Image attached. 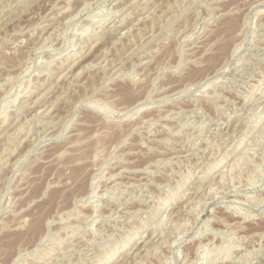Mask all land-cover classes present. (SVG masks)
Segmentation results:
<instances>
[{
  "label": "rangeland",
  "instance_id": "obj_1",
  "mask_svg": "<svg viewBox=\"0 0 264 264\" xmlns=\"http://www.w3.org/2000/svg\"><path fill=\"white\" fill-rule=\"evenodd\" d=\"M0 264H264V0H0Z\"/></svg>",
  "mask_w": 264,
  "mask_h": 264
},
{
  "label": "bare ground",
  "instance_id": "obj_2",
  "mask_svg": "<svg viewBox=\"0 0 264 264\" xmlns=\"http://www.w3.org/2000/svg\"><path fill=\"white\" fill-rule=\"evenodd\" d=\"M233 21H234V20H233ZM233 21H232V22H233ZM234 23H235V22H234ZM228 31H230V30H228ZM225 33H228V32H225ZM229 33H231V32H229ZM220 34H221V33H220ZM220 34H219V35H220ZM227 35H228V34H227ZM230 35H231V34H230ZM232 35H233V34H232ZM226 40H227V39H226ZM224 41H225V40H224ZM222 43H223V42H222ZM222 43H221V44H222ZM226 43H227V41H226ZM226 43H225V44H226ZM207 45H208V43H207ZM226 45H227V44H226ZM205 46H206V45H205ZM222 47H224V46H222ZM217 49H219V48H217ZM220 54H221V53H220ZM224 54H225V53H224ZM214 55H217V54H214ZM214 55H213V56H214ZM221 55H222V54H221ZM205 56H206V55H205ZM220 57H221V56H220ZM214 58H215V57H214ZM214 58H213V59H214ZM210 59H211V58H210ZM210 59H209V60H210ZM216 59H217V58H216ZM217 61H218V60H217ZM217 64H218V63H217ZM209 65H210V64H209ZM211 67H212V66H211ZM211 67H209V69H210ZM215 67H216V66H215ZM211 70H212V69H211ZM210 72H211V71H210ZM198 74H199V73H198ZM203 74H204V73H203ZM207 75H208V74H207ZM207 75H206V77H207ZM200 76H201V75H200ZM209 77H210V76H209ZM204 79H205V78H204ZM197 80H198V79H197ZM77 171H78V170H77ZM77 171H75V170L72 171V173H71L70 176H71L73 179H76V178H77V175H78ZM78 185H79V184H78ZM81 188H82V187H81ZM42 218H43V217H42ZM41 225H42V223H40V221H38L37 224H36V225L34 226V228H33V233H34L33 235H36V234L38 235L37 232H39V230L41 229V227H42ZM33 238H34V237H33ZM30 240H32V238L29 239V241H30ZM154 241H155V240H154ZM8 242H9V241H8ZM25 243H26V242H25ZM27 243H28V242H27ZM17 244H18V243H17ZM21 245H22V244H21ZM23 245H24V244H23ZM11 246H12V244H11ZM13 247H14V246H13ZM16 247L18 248L17 245H16ZM19 250H20V249H19ZM19 250L17 249V251H19ZM13 252H14V251H13Z\"/></svg>",
  "mask_w": 264,
  "mask_h": 264
}]
</instances>
